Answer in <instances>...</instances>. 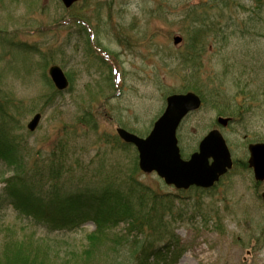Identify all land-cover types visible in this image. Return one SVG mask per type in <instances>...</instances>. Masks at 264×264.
Segmentation results:
<instances>
[{
	"label": "rangeland",
	"instance_id": "obj_1",
	"mask_svg": "<svg viewBox=\"0 0 264 264\" xmlns=\"http://www.w3.org/2000/svg\"><path fill=\"white\" fill-rule=\"evenodd\" d=\"M198 27H207L201 37ZM175 35L182 39L176 45ZM51 65L68 77L67 89L54 87ZM192 83L206 97L202 102L195 92L201 105L179 124L181 155L187 158L209 129L218 128L233 167L206 190H178L155 172L138 168L143 184L168 197L178 195L159 211L167 224L149 230L147 241L160 247L179 241L173 254L179 257L169 264H264V201L259 197L264 182L254 181L245 165L249 143L264 142V5L253 0H78L66 8L60 0H0V99L7 94L22 106L23 132L34 159L38 151L49 153L59 136L72 133L85 167L72 172L75 180L85 174L80 183L92 180L88 176L99 160L110 162L114 171L129 168L137 149L114 148L110 140L117 136L116 127L144 137L166 97L188 91ZM36 112L40 122L29 131L26 124ZM220 116L229 118L225 127L216 123ZM10 174L0 162V190ZM1 208L5 223L32 231L59 252L80 248L85 233L95 229L85 221L71 231L47 233L8 204ZM122 230L120 224L116 232Z\"/></svg>",
	"mask_w": 264,
	"mask_h": 264
},
{
	"label": "trees",
	"instance_id": "obj_2",
	"mask_svg": "<svg viewBox=\"0 0 264 264\" xmlns=\"http://www.w3.org/2000/svg\"><path fill=\"white\" fill-rule=\"evenodd\" d=\"M253 1L264 5V0ZM207 27H198L199 37ZM232 78H238L234 72ZM186 88L198 92L205 102L206 94L199 85L192 83ZM0 101V162L11 170L3 178L0 190V264H169L179 257H173L180 247L179 241L162 247L147 241L149 230L167 224L158 216L159 211L168 208L166 204L171 206L178 195L168 197L139 181L136 156L130 158V167L125 171H114L110 162L99 160L93 174L88 176L92 180L80 183L85 174L75 180L72 172L85 167L76 155L72 133L59 136L49 153L38 151L34 159L23 132L22 106L7 94ZM110 142L116 150H127L130 145L116 135ZM4 203L47 233L71 231L85 221L91 222L95 229L85 233L80 248L59 252L32 231L23 227L16 230L5 223L1 219ZM120 224L123 230L116 232Z\"/></svg>",
	"mask_w": 264,
	"mask_h": 264
},
{
	"label": "water",
	"instance_id": "obj_3",
	"mask_svg": "<svg viewBox=\"0 0 264 264\" xmlns=\"http://www.w3.org/2000/svg\"><path fill=\"white\" fill-rule=\"evenodd\" d=\"M66 8L78 0H60ZM176 45L182 41L178 35L173 36ZM48 76L58 90L67 89L68 78L60 66L51 65ZM165 108L155 119L151 130L141 137L125 128L116 127L117 136L137 149L138 168L144 172H155L165 184L176 189L190 186L209 188L220 176L232 166L231 155L223 135L215 128L199 141L198 149L184 159L177 146L176 130L179 122L188 112L198 109L200 97L192 91L175 93L165 99ZM41 113L36 112L27 122L26 127L34 131L40 122ZM229 118L218 117L217 123L227 125ZM247 165L252 170L254 180L264 181V142H253L248 145ZM212 158L211 163L209 159ZM264 201V191L260 193Z\"/></svg>",
	"mask_w": 264,
	"mask_h": 264
},
{
	"label": "flooded vegetation",
	"instance_id": "obj_4",
	"mask_svg": "<svg viewBox=\"0 0 264 264\" xmlns=\"http://www.w3.org/2000/svg\"><path fill=\"white\" fill-rule=\"evenodd\" d=\"M188 113H190V112H188ZM188 113H187V114H188ZM185 117H187V115H186ZM217 118H218V117H217ZM216 123H217V120H216ZM217 124H218V123H217ZM218 125H219V124H218ZM219 126H222V125H219ZM222 127H225V126H222ZM211 129H212V128H211ZM220 132H221V131H220ZM221 134H222V133H221ZM195 150H196V149H195ZM195 150H194V151H195ZM211 161H212V158H211V159H209V161H208V162H209V163H211Z\"/></svg>",
	"mask_w": 264,
	"mask_h": 264
}]
</instances>
